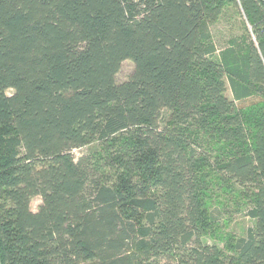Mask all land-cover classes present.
<instances>
[{"label":"trees","instance_id":"trees-1","mask_svg":"<svg viewBox=\"0 0 264 264\" xmlns=\"http://www.w3.org/2000/svg\"><path fill=\"white\" fill-rule=\"evenodd\" d=\"M213 199L255 226L220 236ZM82 262L264 264L259 0H0V264Z\"/></svg>","mask_w":264,"mask_h":264},{"label":"rangeland","instance_id":"rangeland-1","mask_svg":"<svg viewBox=\"0 0 264 264\" xmlns=\"http://www.w3.org/2000/svg\"><path fill=\"white\" fill-rule=\"evenodd\" d=\"M247 27V28H246ZM250 32V27L242 13L240 7L229 5L227 6L218 21L211 25L210 31L213 35V40L216 44L218 51L223 49L228 45L229 39L232 37L241 36L245 33V30ZM219 52L216 53L218 56ZM134 70V63L131 60H126L122 63L121 69L116 76L117 82H123L130 78ZM9 94L12 93V90L8 91ZM227 96L232 97L231 91L228 88L226 92ZM257 98H252L247 100V103L255 101ZM170 116V111L164 109L161 112L160 116V126L164 127ZM96 144L89 146H84L81 148H76L72 152L76 158L81 155L88 153L92 148L96 147ZM219 197V198H217ZM214 199L222 200L220 196L213 197ZM212 202L211 209L215 212L216 216L219 219V234L220 236L233 235L236 237H242L247 235L249 228L255 226V221L250 216L246 214L245 208L238 206L234 201L227 200L226 205L218 204V201ZM41 203L40 197H36L31 204L32 210L37 211L38 206ZM206 240L211 243L213 241H218L217 238H206ZM221 245L223 242L219 241ZM81 264H89L88 262H82Z\"/></svg>","mask_w":264,"mask_h":264},{"label":"built area","instance_id":"built-area-1","mask_svg":"<svg viewBox=\"0 0 264 264\" xmlns=\"http://www.w3.org/2000/svg\"><path fill=\"white\" fill-rule=\"evenodd\" d=\"M264 5V0H259Z\"/></svg>","mask_w":264,"mask_h":264}]
</instances>
